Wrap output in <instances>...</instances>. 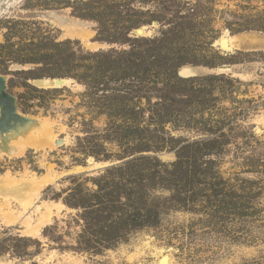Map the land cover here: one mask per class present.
<instances>
[{
	"label": "rangeland",
	"instance_id": "374dc122",
	"mask_svg": "<svg viewBox=\"0 0 264 264\" xmlns=\"http://www.w3.org/2000/svg\"><path fill=\"white\" fill-rule=\"evenodd\" d=\"M0 77V264H264V0H0Z\"/></svg>",
	"mask_w": 264,
	"mask_h": 264
},
{
	"label": "bare ground",
	"instance_id": "6f19581e",
	"mask_svg": "<svg viewBox=\"0 0 264 264\" xmlns=\"http://www.w3.org/2000/svg\"><path fill=\"white\" fill-rule=\"evenodd\" d=\"M138 33H140L141 35H144L146 33V30L141 29L138 31ZM222 41L224 42L223 44H221ZM215 44L219 46L223 51L233 52V40L230 37H227V35L218 39ZM60 80L61 82L59 85L58 81ZM70 82H71L70 80H66V79H42V80L37 81L36 85L38 84L37 86L40 88H61L63 86H69ZM0 105L2 106V113H3V122L0 123V137H3V135H5L9 140H12L14 143V146H8L5 144H1L0 145V157L2 155H6L8 157L19 155L23 153V151L27 148V146L33 147L34 149H44L46 147H49V145H51L52 143L51 130L48 128L49 127L48 124H45L41 121H38L32 118L23 117V116L16 114L13 99L9 98L7 95L6 97L0 96ZM34 131L39 132V134L34 135L33 134ZM88 162L90 164L89 170L91 169L94 170V169H98L101 167L100 164L92 165L91 159L88 160ZM47 182H50L49 176H43V178H40V180L36 179V181H34L33 183L34 184L33 186L39 187L42 184H45ZM17 189L20 190L19 187ZM21 194H19L18 196H20ZM18 196H16V199ZM50 210H51L50 206L46 208V212L43 215L45 217V220H47L48 219L47 217L50 216V213H51ZM11 219L12 218H10L9 221H11ZM34 229L32 230L31 227L30 229H27L26 235H28V233L29 234L32 233L34 235L37 234L36 229L35 230ZM162 259H165V264H170L171 262L170 258L164 255L158 260V264H159V261Z\"/></svg>",
	"mask_w": 264,
	"mask_h": 264
},
{
	"label": "water",
	"instance_id": "95a60500",
	"mask_svg": "<svg viewBox=\"0 0 264 264\" xmlns=\"http://www.w3.org/2000/svg\"><path fill=\"white\" fill-rule=\"evenodd\" d=\"M223 43H224V42L222 41L221 44H223ZM60 82H61V80L58 81L59 85H60ZM3 89H4V81H3V79L0 77V96H5V95H6V94H4ZM2 114H3V113H1V115H2ZM1 122H3V117H2L1 120H0V123H1ZM159 264H165V259L160 260V261H159Z\"/></svg>",
	"mask_w": 264,
	"mask_h": 264
}]
</instances>
